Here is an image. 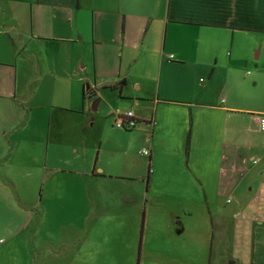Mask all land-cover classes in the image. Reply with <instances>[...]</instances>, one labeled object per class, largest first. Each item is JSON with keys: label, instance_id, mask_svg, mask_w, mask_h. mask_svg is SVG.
Instances as JSON below:
<instances>
[{"label": "crops", "instance_id": "1", "mask_svg": "<svg viewBox=\"0 0 264 264\" xmlns=\"http://www.w3.org/2000/svg\"><path fill=\"white\" fill-rule=\"evenodd\" d=\"M88 91L114 121L133 111L144 124L139 154L150 152L146 177L145 166L120 176L96 170L108 126L100 122L98 136L86 140L76 134L96 121L97 99L85 98ZM260 116L264 0H0V180H11L16 162L27 158L36 167L60 145L87 157L88 149L97 150L94 170L84 175L138 183L146 200L160 184L204 192L207 203V192H247L241 206L250 248L241 261L264 264V226L257 225L264 223ZM0 188L3 201L20 191L2 181ZM230 226L226 221L223 234ZM215 232L213 222L209 264Z\"/></svg>", "mask_w": 264, "mask_h": 264}, {"label": "rangeland", "instance_id": "2", "mask_svg": "<svg viewBox=\"0 0 264 264\" xmlns=\"http://www.w3.org/2000/svg\"><path fill=\"white\" fill-rule=\"evenodd\" d=\"M90 107L87 103L86 110ZM91 117L96 121L87 130L76 127V134L85 140L98 136L100 122L107 123L96 170L101 167L108 175L120 176L127 167L141 170L145 166L146 177L148 158L139 154L146 144L144 124L128 134L103 108ZM34 127L30 126L27 137L33 135ZM51 148L49 160L44 155L36 167L27 158L20 160L18 166L13 165L16 170L11 180H0L20 190L14 200L3 201L0 188V264H82L81 253L84 264H209L213 222V264L236 260L244 264L241 259L250 248V235L247 230L244 237L243 219L248 211L241 202L247 192L235 195L229 191L221 196L207 192V203L204 192L172 190L160 184L146 200V187L138 183L84 175L94 170L97 150L88 149L87 157L83 149ZM37 184L44 189L42 200L41 189L34 191ZM153 194L156 197L151 201ZM255 201L253 211L260 202ZM226 221L231 226L224 235Z\"/></svg>", "mask_w": 264, "mask_h": 264}, {"label": "built area", "instance_id": "3", "mask_svg": "<svg viewBox=\"0 0 264 264\" xmlns=\"http://www.w3.org/2000/svg\"><path fill=\"white\" fill-rule=\"evenodd\" d=\"M256 120L259 124V130L264 133V116L257 117ZM115 123L119 129L125 131H132L138 126V120L136 119L133 111L117 114L115 117ZM142 155L149 158L150 152L148 150H144L142 151ZM255 163H257V161ZM149 171L152 173L153 169L150 168Z\"/></svg>", "mask_w": 264, "mask_h": 264}, {"label": "trees", "instance_id": "4", "mask_svg": "<svg viewBox=\"0 0 264 264\" xmlns=\"http://www.w3.org/2000/svg\"><path fill=\"white\" fill-rule=\"evenodd\" d=\"M85 98H88L90 100H95L96 98V94L93 91H88L86 92ZM138 125H140V122L138 121ZM129 132V131H128Z\"/></svg>", "mask_w": 264, "mask_h": 264}, {"label": "water", "instance_id": "5", "mask_svg": "<svg viewBox=\"0 0 264 264\" xmlns=\"http://www.w3.org/2000/svg\"><path fill=\"white\" fill-rule=\"evenodd\" d=\"M99 99H97L94 103V106H93V109L96 111L97 110V106H98V103H99Z\"/></svg>", "mask_w": 264, "mask_h": 264}]
</instances>
